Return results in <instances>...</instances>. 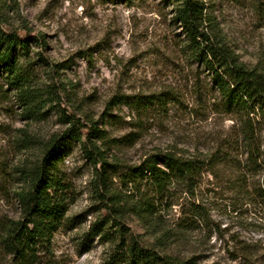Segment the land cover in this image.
I'll return each mask as SVG.
<instances>
[{
	"label": "rangeland",
	"instance_id": "374dc122",
	"mask_svg": "<svg viewBox=\"0 0 264 264\" xmlns=\"http://www.w3.org/2000/svg\"><path fill=\"white\" fill-rule=\"evenodd\" d=\"M203 1L211 36L264 73V0ZM173 16L165 0H0V32L31 38L16 51L43 106L26 117L0 71V241L23 217L18 197L43 148L72 120L81 140L64 138L55 166L67 210L38 264H108L130 241L158 264H264V111L251 140ZM152 154L202 167L191 185L155 197L135 174ZM95 223L101 231L86 241ZM0 264H10L1 249Z\"/></svg>",
	"mask_w": 264,
	"mask_h": 264
},
{
	"label": "trees",
	"instance_id": "16d2710c",
	"mask_svg": "<svg viewBox=\"0 0 264 264\" xmlns=\"http://www.w3.org/2000/svg\"><path fill=\"white\" fill-rule=\"evenodd\" d=\"M165 1L174 6L173 18L182 31L184 46L191 58L207 71L212 85L222 99L224 109L239 116L246 137L252 140V117L264 111V73L246 68L225 45L217 42L215 34L211 36L206 27L210 18L203 0ZM30 39H19L14 34L0 32V71L5 75L7 84L19 90L18 103L25 108L26 117L31 119L38 117L43 110L38 101L41 94H33L35 91L30 93V88H26L29 87L26 83L31 82L27 65L21 63L16 51L20 48L26 54ZM68 122L70 127L64 131L62 137L51 140L43 148V155L34 167L27 187L19 194L23 217L8 224L0 241L1 253L3 257L9 258L10 264H38L40 253L49 251L53 234L61 225L67 204L64 195L66 184L55 168L61 158L58 147L63 146L61 142L64 138L81 140L80 130L75 122ZM89 134L93 138L105 135L94 127ZM86 138L91 142L88 135ZM82 146H85L84 142ZM91 149L86 151L88 157L95 164L99 163L105 173L108 163L103 160L96 144L91 143ZM201 164L196 159L189 160L171 154H152L135 174L138 181L151 187L153 196L165 197L171 186L179 183L191 185L201 170ZM100 231L101 228L95 223L84 239L88 241ZM157 260L158 257L153 251L130 241L123 253L112 252L108 264H158Z\"/></svg>",
	"mask_w": 264,
	"mask_h": 264
}]
</instances>
